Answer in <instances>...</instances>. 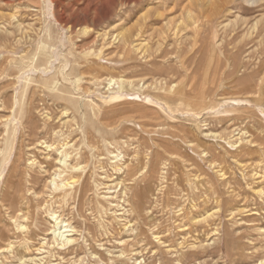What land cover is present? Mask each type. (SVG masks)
<instances>
[{
  "label": "rangeland",
  "instance_id": "374dc122",
  "mask_svg": "<svg viewBox=\"0 0 264 264\" xmlns=\"http://www.w3.org/2000/svg\"><path fill=\"white\" fill-rule=\"evenodd\" d=\"M21 261L264 264V0H0V264Z\"/></svg>",
  "mask_w": 264,
  "mask_h": 264
},
{
  "label": "bare ground",
  "instance_id": "6f19581e",
  "mask_svg": "<svg viewBox=\"0 0 264 264\" xmlns=\"http://www.w3.org/2000/svg\"><path fill=\"white\" fill-rule=\"evenodd\" d=\"M247 1V0H246ZM250 1H255V0H250ZM257 1H259V0H257ZM81 19V18H80ZM68 22V21H67ZM74 22V21H73ZM78 23V22H77ZM114 79H112L111 81H113ZM67 125V124H66ZM50 145V144H49ZM46 146H48V145H46ZM65 146V145H64ZM67 147H69V146H67ZM64 152V151H63ZM68 152V151H67ZM62 153V152H61ZM65 153V152H64ZM68 154H69V152H68ZM67 154H63L62 155V157L59 159V161L62 163V164H64L67 168L69 167V169H77L76 168V166L74 165V166H69L68 165V163H67ZM70 156V155H69ZM56 159V158H55ZM79 165V164H78ZM63 167V166H62ZM61 171V170H60ZM71 171V170H70ZM75 171L76 170H74V172L73 173H75ZM77 171H78V169H77ZM59 172V171H58ZM72 172V171H71ZM76 174V173H75ZM58 176H61V173H59V174H57ZM65 177V176H64ZM76 177V176H75ZM74 177V178H75ZM60 178H63L62 176L60 177ZM68 178V177H67ZM69 178H71V177H69ZM68 178V179H69ZM55 180V179H54ZM63 180H65V179H63ZM70 180V179H69ZM76 180V179H75ZM75 180H74V182H75ZM59 182H60V180H59ZM77 182V181H76ZM54 183H55V181H54ZM56 184V183H55ZM70 183L69 182H64V181H62L61 182V184H60V186H65L66 187V185H69ZM74 184V183H73ZM72 184V185H73ZM75 185V184H74ZM119 185V184H118ZM70 186V185H69ZM56 188H57V185H56ZM61 189V188H60ZM66 189H68V187H66ZM38 196V195H37ZM130 197V196H129ZM42 201V200H41ZM52 219H53V221L55 222V225H54V229H53V231H51L50 233H52V234H54L53 236H54V242L55 241H59L58 240V238L61 240V242L59 243V244H61L62 246H64V245H67V244H70V243H72V242H75V237H73V235H74V233L73 232H75V229H74V227L73 226H71V225H69V224H66V222L65 221H63L62 219H60L55 213H53L52 214ZM208 219V218H207ZM27 220V219H26ZM195 220V219H194ZM198 219L196 218V221H197ZM201 220V219H200ZM202 220H204V219H202ZM202 222V221H201ZM23 228V227H22ZM218 234V233H217ZM26 244V243H25ZM74 244V243H73ZM123 253V252H122ZM120 255V254H119ZM118 255V256H119ZM25 256H23L22 258H24ZM120 257H122V256H120ZM17 264H25V261H21L20 263H17Z\"/></svg>",
  "mask_w": 264,
  "mask_h": 264
}]
</instances>
